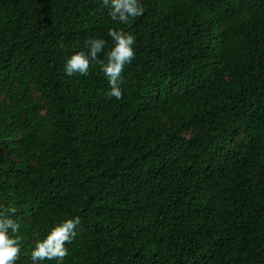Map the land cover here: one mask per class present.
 Listing matches in <instances>:
<instances>
[{
  "label": "trees",
  "instance_id": "1",
  "mask_svg": "<svg viewBox=\"0 0 264 264\" xmlns=\"http://www.w3.org/2000/svg\"><path fill=\"white\" fill-rule=\"evenodd\" d=\"M0 0V205L16 264L80 218L63 264H264V0ZM135 37L122 99L67 60ZM37 264H57L55 260Z\"/></svg>",
  "mask_w": 264,
  "mask_h": 264
},
{
  "label": "clouds",
  "instance_id": "2",
  "mask_svg": "<svg viewBox=\"0 0 264 264\" xmlns=\"http://www.w3.org/2000/svg\"><path fill=\"white\" fill-rule=\"evenodd\" d=\"M102 3L109 8L111 19L119 24L127 25L130 19L142 16L144 12L140 0H102ZM108 35L114 41V47L106 54V62L100 59L106 42L93 38L86 41L87 53L77 52L67 60L65 72L69 76L76 73L86 76L91 64H99L110 86L107 97L119 101L123 96L122 73L135 58V37L115 28L109 29ZM16 211L15 208L0 205V264H16L20 259L23 237L20 235V224L11 218ZM79 224L80 218L77 216L52 227L46 238L38 241L31 251L32 264L43 260H55L57 264H63L69 253L65 245L73 242Z\"/></svg>",
  "mask_w": 264,
  "mask_h": 264
}]
</instances>
